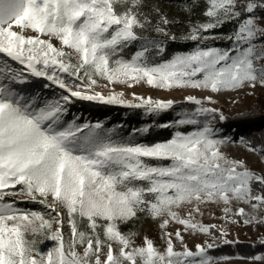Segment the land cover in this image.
Instances as JSON below:
<instances>
[{
    "label": "snow or ice",
    "instance_id": "6c2138e0",
    "mask_svg": "<svg viewBox=\"0 0 264 264\" xmlns=\"http://www.w3.org/2000/svg\"><path fill=\"white\" fill-rule=\"evenodd\" d=\"M228 25L231 31H218ZM218 36L229 46L205 43ZM177 42L195 47L156 59ZM0 54V264H216L209 250L235 241L226 227L214 236V225L195 221L202 205L223 204L226 222L264 225V167L222 151L234 142L218 126L228 117L203 100L187 96L195 110L160 125L195 130H177L151 145L118 140L101 122H78V114L66 119L76 100L153 114L174 105L135 94L140 102L132 103L122 92L93 90L101 86L264 88V0H0ZM33 77L63 93L48 97L19 87ZM239 140L264 164V146ZM18 195L45 211L6 200ZM234 203L244 206L233 211ZM183 207H189L186 217L174 210ZM142 216L162 219L163 249L147 236L137 244L139 233L123 230ZM170 222L213 240L193 251L180 229L166 230ZM44 237L54 242L47 251L40 247Z\"/></svg>",
    "mask_w": 264,
    "mask_h": 264
},
{
    "label": "rangeland",
    "instance_id": "374dc122",
    "mask_svg": "<svg viewBox=\"0 0 264 264\" xmlns=\"http://www.w3.org/2000/svg\"><path fill=\"white\" fill-rule=\"evenodd\" d=\"M28 34H31V33H28ZM42 38L47 39V37H42ZM52 42L57 47L59 46L58 41L53 40ZM205 43L209 46H218L222 48L224 47L222 44H227L225 45L226 47L229 46L228 42L220 37H217L216 39H209ZM36 82L50 83L48 81H45L43 78L33 77L31 78L30 85H24V86H19V87L24 88L27 91H31V92L39 91L37 89H35L34 91V89L31 88L33 84ZM99 83L101 85H104L106 81L101 80ZM52 88L56 90H62L56 87L55 85H52L48 89H52ZM93 90L101 92L105 96L111 95L113 92H117V93L122 92L124 93L123 98L126 101H130L132 103L140 102L139 100H136L134 98V94L136 97H143V98L150 97L153 100H165V101L172 100L174 101V105L178 103L190 104V106H193V110H195L197 106L186 101V97L191 95V96H195L197 99L203 100L205 107L216 108L222 112L225 111L228 117L230 118L237 116L241 113H244L246 111L247 112L249 111L250 105L254 102V98L251 97V94L253 93V91H254V94H259L264 97V88H260V87L256 88L255 90L244 88V89H237V90H231V91L223 90L218 93H212L209 90L192 89V88L165 90V89L150 87L146 83H140L133 87H127L125 85H109L108 87H103V86L95 87ZM208 96H211L213 101H215V103L209 104L208 101L205 99ZM101 104L103 103L76 100L74 102L73 108L76 109L77 112L82 113L84 109L90 106L93 109H98L100 108ZM190 106L189 107L186 106L184 111L192 112V110L189 109ZM146 113L148 112L146 111ZM181 113H178L177 119L180 118L179 114ZM203 119L204 118L201 117V120ZM218 126L221 127L222 131L225 134L230 135L234 141V142L225 143L222 146L223 152H225L231 158L245 160L248 163V165L254 169H260L264 167V164L261 163V157L253 152H249L247 150L246 145L240 142L239 138L242 136L241 134H236V130L233 131L234 128H227L223 124H219ZM195 128L196 126L194 125H184V126H179V128L175 127V130L176 131L180 130L183 132H190V131L195 130ZM13 199H15L18 202L17 204L19 203L30 204V206H25V209L45 211L42 205L28 201L27 197L23 195H18L14 198L6 197V200H13ZM39 206H41L42 209H38ZM241 206H244V205L234 203L232 205L233 211H235L236 208L241 207ZM224 207L225 206L223 204L202 205L201 206L202 214L196 215L195 221L202 223L206 226L214 225L215 226L214 229H219L221 227V224L227 219L223 211ZM174 210L178 211L182 217H186L189 211V207H183L181 209H174ZM246 210L251 211L248 208H246ZM61 211L63 210L61 209ZM260 215H264V213H260ZM161 222H162V219L150 218L149 221L146 222L143 225V227L140 229V231L138 232L139 236L137 237V241H136L137 244L142 243L143 238L147 236L148 238L152 239L155 242L157 247L163 249L165 242L164 240L161 239V235L163 231L159 227ZM253 228L254 226L244 225L243 223L237 225V227L234 229V232L237 238L235 242L246 243L249 240H255L254 236L252 235L254 231ZM177 229H180L181 234L184 237V243L193 251H195V245L203 244L205 241L210 243L213 240V237L210 235H205L199 232L185 231L182 225L176 224L174 222H170L166 230L174 233L175 230ZM63 231H64L65 236L69 235L70 230L67 224H65ZM43 239H44V243L40 245V247L42 250L47 251L49 248H51L54 245V242L48 241L46 237H44ZM227 239H229V237H227ZM175 245H176L177 250L182 249V245L179 241H175ZM209 255L215 258L216 264H264V259L256 260L253 258H245L238 254L218 255V254H211L209 252ZM256 256L264 257V253L258 254ZM224 257H227V259H224Z\"/></svg>",
    "mask_w": 264,
    "mask_h": 264
},
{
    "label": "trees",
    "instance_id": "16d2710c",
    "mask_svg": "<svg viewBox=\"0 0 264 264\" xmlns=\"http://www.w3.org/2000/svg\"><path fill=\"white\" fill-rule=\"evenodd\" d=\"M231 27V25H228L218 31L227 33L231 31ZM222 45L226 47L225 45L227 44ZM194 47L195 44L193 42L169 43L165 55L163 57H156V59H166L177 52L191 51ZM134 51V47L129 48L125 51L124 55L126 57H130ZM17 67H19V65ZM44 84L45 82H36L31 88L34 89V91L35 89L41 91L45 96L48 97H58L61 93H63L62 90H56L53 88L44 89ZM251 97L254 98V102L250 105L249 111L244 113H251L252 115L244 119L240 118V114L230 118L226 112L223 111L228 117V120L223 122V125L227 128H234L236 130V134H241L246 139L251 140L255 146L260 147L264 146V97L259 94H251ZM73 105L74 103L69 106V115L66 117V119L70 120L72 118V114H78L81 116V120L78 122H101L106 129L114 130V138L118 140L131 139L136 143L148 145L171 139L173 133L176 131L175 127H161L160 125L173 123L177 119L178 113L183 112L186 106H190V104L178 103L173 105V108L171 109L162 111L158 114H153L146 113L144 108H129L120 104H101L100 108L98 109H93L90 106L84 109L82 113H79L73 108ZM189 109L194 111L193 106H190ZM145 127L148 128L146 133L136 131ZM150 162L154 163V161ZM16 206L25 209V206H30V204L19 203ZM38 209H42L41 206H39ZM149 219L150 217L142 216L140 221L135 225L129 224L122 226L123 230L128 231L131 229L133 231L139 232L143 225L149 221ZM239 224H242V222L233 224L231 222L224 221L221 224V227L224 226L228 229L229 240L236 241L237 238L234 229ZM253 229L254 231L252 235L254 236L255 240H249L246 243L235 242L232 244H223L221 242L219 247H214L210 249L209 252L211 254L218 255L238 254L245 258H253L258 254L264 253V244L260 243L261 239H264V225H256ZM213 235H219L217 229H213Z\"/></svg>",
    "mask_w": 264,
    "mask_h": 264
}]
</instances>
